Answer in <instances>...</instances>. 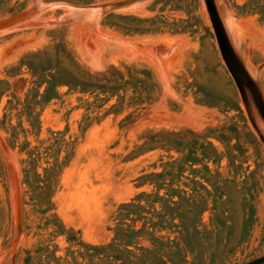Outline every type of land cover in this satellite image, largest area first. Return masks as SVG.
Segmentation results:
<instances>
[{"label":"rangeland","instance_id":"rangeland-1","mask_svg":"<svg viewBox=\"0 0 264 264\" xmlns=\"http://www.w3.org/2000/svg\"><path fill=\"white\" fill-rule=\"evenodd\" d=\"M106 1L0 0V20L33 8L0 28V264H71L78 246L56 235L61 223L84 242H108L116 206L153 189L136 178L181 155L161 148L135 153L148 136L166 133L208 142L199 154L207 167L171 175L174 184H188L185 234L162 232L170 242L156 241L143 259L242 264L264 255V144L221 58L204 0L96 6ZM216 6L264 100V0ZM78 68L93 75L146 70L150 99L131 101L128 91L123 102L98 107L92 95L56 85ZM50 75L56 81L47 84ZM57 158L62 164L44 171ZM192 179L201 184L197 190ZM37 184L48 186L43 200L33 191ZM177 244H185V261ZM80 251L81 264H89Z\"/></svg>","mask_w":264,"mask_h":264},{"label":"trees","instance_id":"trees-1","mask_svg":"<svg viewBox=\"0 0 264 264\" xmlns=\"http://www.w3.org/2000/svg\"><path fill=\"white\" fill-rule=\"evenodd\" d=\"M258 12L264 16V6ZM49 77V80H44L47 84L56 81L53 76L50 75ZM149 77V72L142 69L127 70L126 72L115 70L113 73L93 75L78 68L72 80H60L56 85H67L81 93L90 94L94 103L100 105L98 107H102L113 98H116L115 104L123 102L128 91L132 92V95L129 96L131 101L141 102L150 99L147 90ZM49 90V87L44 89V96L49 93ZM206 144L209 143L206 141L201 142L199 136L194 134H191L190 138L186 136V133L148 136L146 140L137 146L135 153L161 148L167 152L171 150L179 152L181 155L175 158L172 155L168 156V160L163 162L160 171L142 173L136 178L140 184L150 185L153 189L149 192H137L128 201L121 202L116 206L112 214L113 223L110 226L111 239L104 243H87L81 239L78 230L66 228L62 223L57 226L56 235H62L70 244L77 245L78 248L74 249V252H77L78 257L82 253L80 248L85 249L89 256V264H148L143 259L144 253L148 255L156 241L166 244L170 242V240L162 241V238H164L161 235L162 232L170 231L179 235L185 234L183 230L186 229V222L181 213V206L185 204L184 201H187L188 198L186 190L188 184L180 181L178 184H174V181L177 180H173L171 175L176 173L179 176L186 168L194 171L193 166L195 164L202 165L203 158L199 157V154L204 157ZM61 164L62 160L57 158L51 166L44 167V171L47 173L53 172ZM202 166L207 167L206 165ZM24 172V183L29 186L28 173L27 171ZM35 174L39 176V173L35 172ZM191 185L192 188L190 189L192 190H195V188L197 190L201 186L200 182L195 179L191 180ZM47 187L46 184H41V186L37 184L33 191L39 190L36 192V196L43 200ZM48 199L50 201L49 197ZM46 211V208L42 210V212ZM193 229L197 232L196 224ZM180 246L182 245L177 244L178 249H180ZM183 246L185 247V244ZM44 248L45 250L48 249L47 246H42L41 249ZM186 252L185 247L180 257L182 261L186 260ZM78 257L75 256L71 264H81ZM159 259L162 264H168L172 261L165 254L160 255Z\"/></svg>","mask_w":264,"mask_h":264},{"label":"water","instance_id":"water-1","mask_svg":"<svg viewBox=\"0 0 264 264\" xmlns=\"http://www.w3.org/2000/svg\"><path fill=\"white\" fill-rule=\"evenodd\" d=\"M129 1L135 0H110L100 3L98 5L96 4V6H99L100 8H102V10H106L107 8L112 7L113 5H124ZM204 4L208 13L210 24L221 58L238 89L242 102L247 110L252 127L260 138V140L262 141V143L264 144V132H262L257 123L258 118L264 125V100L260 92L259 86L255 79L247 72L236 50L234 49L230 38L225 30L222 19L218 13L216 0H204ZM32 10L33 8L1 19L0 28L12 25L15 22L26 19L30 15ZM10 174L13 176V173L11 171ZM14 188L16 192V228L17 233L19 234L21 231L20 202L15 185ZM262 263H264V255L251 259L242 264Z\"/></svg>","mask_w":264,"mask_h":264},{"label":"bare ground","instance_id":"bare-ground-1","mask_svg":"<svg viewBox=\"0 0 264 264\" xmlns=\"http://www.w3.org/2000/svg\"><path fill=\"white\" fill-rule=\"evenodd\" d=\"M257 123H258L260 129L262 130V132H264V125H263V123L258 118H257Z\"/></svg>","mask_w":264,"mask_h":264}]
</instances>
